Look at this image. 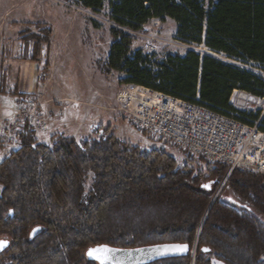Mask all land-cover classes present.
<instances>
[{"label":"trees","instance_id":"trees-1","mask_svg":"<svg viewBox=\"0 0 264 264\" xmlns=\"http://www.w3.org/2000/svg\"><path fill=\"white\" fill-rule=\"evenodd\" d=\"M74 1L94 11L106 5ZM108 5L114 26L105 70L122 73L120 84L221 113H238L231 103L236 90L264 97L263 76L215 56L264 70V0H109ZM153 19L174 20L179 40L209 54L190 50L158 59L133 49L130 32ZM34 38L38 54L42 41ZM240 113L249 123L260 117ZM17 137L19 147L0 162V239L11 242L0 264H98L86 258L88 249L167 243L188 244L191 251L152 264H264V174L231 171L224 163L207 174L177 168L166 153L115 135L84 142L59 135L46 144L26 123ZM34 228L41 232L31 239Z\"/></svg>","mask_w":264,"mask_h":264},{"label":"rangeland","instance_id":"rangeland-1","mask_svg":"<svg viewBox=\"0 0 264 264\" xmlns=\"http://www.w3.org/2000/svg\"><path fill=\"white\" fill-rule=\"evenodd\" d=\"M108 4L106 0L104 8L94 11L74 0H0V162L19 147V129L11 127L16 103L34 94L49 123L47 131L33 127L41 143L51 144L59 135L73 136L78 142L115 135L129 145L166 153L177 168L207 174L217 164L138 131L119 110V93L136 86L120 84L122 73L105 70L114 26ZM130 33L135 38L133 49L158 59L168 54L185 55L190 50L209 54L204 47L179 40L172 19H153ZM34 37L42 41L38 54ZM47 38L48 43L43 42ZM215 56L264 77V70L257 65ZM231 103L237 114L245 112L250 119L264 109L262 98L240 90L233 93ZM9 131L11 142L3 138ZM213 264L222 263L213 260Z\"/></svg>","mask_w":264,"mask_h":264},{"label":"built area","instance_id":"built-area-1","mask_svg":"<svg viewBox=\"0 0 264 264\" xmlns=\"http://www.w3.org/2000/svg\"><path fill=\"white\" fill-rule=\"evenodd\" d=\"M149 49L154 50V46ZM47 76V73L43 74V77ZM117 99L119 110L129 117L138 131L188 155L215 164H228L231 171L238 168L264 174V109L254 123H249L242 121L235 112L221 113L207 105L143 87L123 90ZM41 105L34 94L18 100L11 127L20 129L22 123H29L47 131L49 123ZM3 138L11 142V131Z\"/></svg>","mask_w":264,"mask_h":264},{"label":"water","instance_id":"water-1","mask_svg":"<svg viewBox=\"0 0 264 264\" xmlns=\"http://www.w3.org/2000/svg\"><path fill=\"white\" fill-rule=\"evenodd\" d=\"M41 232L40 228H34L30 234V238L34 239V237ZM11 242L10 240L3 238L0 239V255L6 252L9 248ZM107 247L108 249H112V252L108 253H98V255H102L107 257L105 264H152L157 261L173 259V258H181L187 256L191 249L188 244H158L152 246H144L133 249H121L114 248L109 245H101L97 247L90 248L86 251V258L91 262H97L101 264V261L93 258V256L89 255L90 250ZM173 246H182L180 249H175Z\"/></svg>","mask_w":264,"mask_h":264},{"label":"snow or ice","instance_id":"snow-or-ice-1","mask_svg":"<svg viewBox=\"0 0 264 264\" xmlns=\"http://www.w3.org/2000/svg\"><path fill=\"white\" fill-rule=\"evenodd\" d=\"M175 249H180L182 246H173ZM112 249H108L106 246L102 247V248H98V249H94V250H90L89 251V255L93 256V258L98 259L101 261V264H105V261L107 259V257H104L102 255H98V253H108V252H112Z\"/></svg>","mask_w":264,"mask_h":264},{"label":"crops","instance_id":"crops-1","mask_svg":"<svg viewBox=\"0 0 264 264\" xmlns=\"http://www.w3.org/2000/svg\"><path fill=\"white\" fill-rule=\"evenodd\" d=\"M29 92L33 93V91H29Z\"/></svg>","mask_w":264,"mask_h":264}]
</instances>
